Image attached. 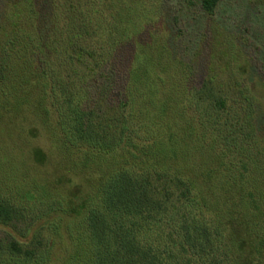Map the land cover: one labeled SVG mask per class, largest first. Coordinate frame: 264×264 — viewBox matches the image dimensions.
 I'll return each mask as SVG.
<instances>
[{
    "label": "trees",
    "instance_id": "1",
    "mask_svg": "<svg viewBox=\"0 0 264 264\" xmlns=\"http://www.w3.org/2000/svg\"><path fill=\"white\" fill-rule=\"evenodd\" d=\"M221 1L202 7L211 14ZM106 11L95 0H31L36 37L6 44L16 59L0 76L17 98L0 91V176L19 196L0 178L10 237L0 264H264L263 153L250 136L238 162L220 148L179 59ZM66 62L91 72L77 88ZM46 229L39 259L32 241Z\"/></svg>",
    "mask_w": 264,
    "mask_h": 264
},
{
    "label": "rangeland",
    "instance_id": "2",
    "mask_svg": "<svg viewBox=\"0 0 264 264\" xmlns=\"http://www.w3.org/2000/svg\"><path fill=\"white\" fill-rule=\"evenodd\" d=\"M30 1L0 0V67L5 60L16 59L12 45L6 47L8 41L22 43L25 38L36 37L28 15ZM95 1L107 7L106 18L121 20L124 28L131 21L139 25L144 32L140 35L143 41L152 43L153 39L158 43L152 48L156 53L164 50L166 55L179 59L186 83L195 89L194 102L206 119V130L220 148L231 151L238 162L241 157L235 147L244 146L250 136L247 144L251 143L264 156V0H222L211 14L204 11L203 0ZM7 49L11 52L7 53ZM59 69L64 80L67 77L66 85L70 81L73 88L91 74L87 66L73 62H66ZM4 74L3 78L0 76V91L5 88L11 100L15 99L12 79ZM164 145L165 148L167 143ZM0 178L9 193L11 188L18 195L9 176ZM31 205L30 214L35 218L43 208L38 203ZM193 230L199 238L201 231ZM8 233L0 228V243L9 242ZM14 235L21 239L26 233ZM50 237L51 231L46 229L31 240L39 259ZM208 245L206 253L210 250Z\"/></svg>",
    "mask_w": 264,
    "mask_h": 264
}]
</instances>
